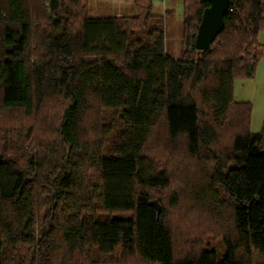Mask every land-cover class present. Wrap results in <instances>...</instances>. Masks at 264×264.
Segmentation results:
<instances>
[{"label": "trees", "instance_id": "16d2710c", "mask_svg": "<svg viewBox=\"0 0 264 264\" xmlns=\"http://www.w3.org/2000/svg\"><path fill=\"white\" fill-rule=\"evenodd\" d=\"M27 1L0 0V113L32 121L2 132L0 264H264V133H251L250 107L234 97L264 56V0H230L202 52L209 3L184 0L178 60L152 0H134V16L100 18L89 0H59L58 11L45 0L42 27ZM221 137L229 154L213 151ZM180 144L212 166L202 187L230 224L221 257L176 255L167 212L180 194L162 151ZM169 190L164 206L157 194Z\"/></svg>", "mask_w": 264, "mask_h": 264}, {"label": "rangeland", "instance_id": "374dc122", "mask_svg": "<svg viewBox=\"0 0 264 264\" xmlns=\"http://www.w3.org/2000/svg\"><path fill=\"white\" fill-rule=\"evenodd\" d=\"M44 2L45 0L27 1L35 14L36 22L41 27L48 24ZM67 2L68 0H66ZM59 5L58 0V9ZM69 6L74 10L71 2H69ZM87 6L89 16L92 18L134 16L137 14L134 0H89ZM151 11L154 15L164 16L166 53L173 59H181L184 51V0H152ZM258 42L264 46V29L259 33ZM32 55L31 59H35V55L33 53ZM234 97L236 102L247 104L250 107L251 133H264V56L258 62L253 78L235 81ZM22 115L19 113H0V148L3 147L2 132L12 127H19L26 131L27 126L32 124L31 119H23ZM89 120L91 121L92 117ZM26 122L27 124H25ZM93 122L95 123V119ZM160 138L163 136L161 135ZM229 146V142L221 137L219 142L213 146V151L216 154L226 155L230 153ZM261 148L264 151V141ZM160 150L163 149L160 148ZM162 154L163 159L166 160L165 163H162L170 166L174 180L177 182L173 184V189H176L180 194L178 205L167 212V223L171 227L175 240L176 255L178 257L184 256L187 252L197 253L207 248L216 251L220 257L223 256L226 249L222 243L221 229L225 230L230 225L227 221V212L225 214L223 209H217V205L214 204L211 196L209 197V193L202 187L211 176V164H204L202 161L195 164L196 161L186 157L181 149V144L179 146L174 145L172 148H165ZM235 163L233 162L232 165L234 166ZM196 168H202V174L195 173L189 179L188 176ZM182 171L183 175L181 176ZM202 177L204 178L203 181ZM171 193L172 191L169 190L157 194L161 198L162 205H168ZM157 203L160 205L159 202ZM47 228L44 226L46 231ZM136 263V259L126 262V264Z\"/></svg>", "mask_w": 264, "mask_h": 264}, {"label": "water", "instance_id": "95a60500", "mask_svg": "<svg viewBox=\"0 0 264 264\" xmlns=\"http://www.w3.org/2000/svg\"><path fill=\"white\" fill-rule=\"evenodd\" d=\"M209 6L203 11L202 19L198 28L195 40V47L198 51H208L217 37L225 28V16L229 10L230 0H206ZM52 11L58 9V0H50ZM158 213L161 214V206L156 202L152 204Z\"/></svg>", "mask_w": 264, "mask_h": 264}, {"label": "crops", "instance_id": "0c3cea01", "mask_svg": "<svg viewBox=\"0 0 264 264\" xmlns=\"http://www.w3.org/2000/svg\"><path fill=\"white\" fill-rule=\"evenodd\" d=\"M167 12V11H166Z\"/></svg>", "mask_w": 264, "mask_h": 264}]
</instances>
